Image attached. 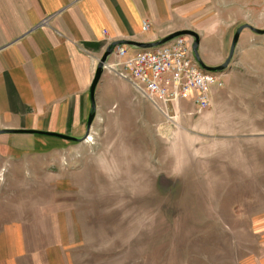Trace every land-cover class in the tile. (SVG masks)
Segmentation results:
<instances>
[{
	"label": "rangeland",
	"instance_id": "obj_1",
	"mask_svg": "<svg viewBox=\"0 0 264 264\" xmlns=\"http://www.w3.org/2000/svg\"><path fill=\"white\" fill-rule=\"evenodd\" d=\"M254 2L224 37L195 30L199 52L224 44L222 64L240 26L264 28ZM219 72L228 96L201 113L132 90L91 111L90 141L0 135V264H264V34L244 28Z\"/></svg>",
	"mask_w": 264,
	"mask_h": 264
},
{
	"label": "crops",
	"instance_id": "obj_2",
	"mask_svg": "<svg viewBox=\"0 0 264 264\" xmlns=\"http://www.w3.org/2000/svg\"><path fill=\"white\" fill-rule=\"evenodd\" d=\"M250 3L255 2L0 0V130L30 129L85 137L92 110L110 109L116 102L128 101L130 91L136 90L131 80L104 67L93 106L91 86L99 61L111 44L124 40L154 42L182 29H204L205 34L224 37L227 32H223V22H230L232 27L233 21L242 19L241 5ZM144 21L150 24L148 30L143 28ZM121 45L130 53L141 49ZM219 45L215 56L208 47L199 52L203 62L221 63L225 46ZM116 61L112 53L106 63ZM219 90L213 88L212 104L228 96ZM169 107L176 114L196 113L192 97L164 106L166 110ZM0 135H9L8 143L14 148L37 153H48L72 142L38 132ZM17 135L24 139L23 144H16Z\"/></svg>",
	"mask_w": 264,
	"mask_h": 264
},
{
	"label": "built area",
	"instance_id": "obj_3",
	"mask_svg": "<svg viewBox=\"0 0 264 264\" xmlns=\"http://www.w3.org/2000/svg\"><path fill=\"white\" fill-rule=\"evenodd\" d=\"M143 28L148 30L150 24L144 21ZM113 53L117 61L104 67L131 80L136 90L162 111L166 110L167 103L192 97L195 112L201 113L211 105L213 88L225 85L221 72L209 71L200 64L194 54L193 40L186 35L132 53L117 44ZM86 139H92L90 132Z\"/></svg>",
	"mask_w": 264,
	"mask_h": 264
},
{
	"label": "water",
	"instance_id": "obj_4",
	"mask_svg": "<svg viewBox=\"0 0 264 264\" xmlns=\"http://www.w3.org/2000/svg\"><path fill=\"white\" fill-rule=\"evenodd\" d=\"M246 27L254 30L257 33L264 34V28H257V27H254V26L250 25V24H244V25L240 26L238 28V30L236 31V33L234 34V37H233V40H232V44H231V48H230V53H229L228 57L220 65H207L205 62H203V60L200 57V53H199L200 35H199L198 32H196L193 29L177 30V31L172 32L169 35L161 38L160 40H157V41H154V42H138V41H125L124 40V41H119V42H115V43L111 44L107 48L106 52L103 54V56L101 57V59L99 61V64H98L97 69H96L95 77H94V80H93V83H92V86H91V97H92V101H93V106H95L96 88H97V85H98V83H99V81L101 79L104 65L106 64V62L108 60V57L113 53V48H114L115 45L121 44V43H126V44H131V45L137 46V47L142 48V49H147V48H153V47L162 45V44L172 40L173 38H175L177 36L186 35V36H189L191 38H194V40H193V50H194V54H195L197 60L200 62V64L205 69H207L209 71H222V70L226 69L228 67L229 63L231 62V60L233 58V55H234V52H235V49H236V45H237V43L239 41L240 34H241L242 30L244 28H246ZM94 116H95V112H91V114L89 115V118H88V126H87L88 130H87V133H86L85 137H82V138H77V137L69 136V135H66V134L55 133V132H43V131L30 130V129H11V130L2 129V130H0V133H2V132L37 133L38 132V133L47 134V135L60 136V137L66 138V139L74 140V141H82V140H84L86 138V136L90 132V128H91Z\"/></svg>",
	"mask_w": 264,
	"mask_h": 264
}]
</instances>
